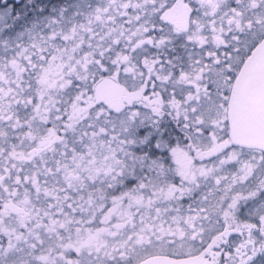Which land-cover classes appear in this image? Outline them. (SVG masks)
<instances>
[{
  "label": "snow or ice",
  "instance_id": "1",
  "mask_svg": "<svg viewBox=\"0 0 264 264\" xmlns=\"http://www.w3.org/2000/svg\"><path fill=\"white\" fill-rule=\"evenodd\" d=\"M8 7L0 10V200L16 199L12 190L31 188L33 176L59 175L58 154L35 150L54 126L57 141L108 142L116 158L108 191L136 185L169 225L168 234L91 254V264H153L137 248L158 245L174 257L164 264H264V135L252 141L240 131L247 116L264 132V0ZM52 57L66 62V75L40 99L35 78ZM101 81L121 87V106L92 103ZM179 148L192 158L190 174L175 170ZM55 238L47 217L39 234L0 230V264H75Z\"/></svg>",
  "mask_w": 264,
  "mask_h": 264
},
{
  "label": "rangeland",
  "instance_id": "2",
  "mask_svg": "<svg viewBox=\"0 0 264 264\" xmlns=\"http://www.w3.org/2000/svg\"><path fill=\"white\" fill-rule=\"evenodd\" d=\"M17 1L16 3H19V0ZM62 2L63 0H43L49 9ZM9 4V0L0 1V10L12 12L13 9L8 7ZM65 64V61L52 57L46 65L41 66L35 78L39 86L40 99L45 95H51L57 89L66 75ZM106 82L101 81L96 85V95L92 103L106 100L105 96L108 94ZM102 86H105L106 90H101ZM43 102L45 105L48 103L47 100ZM35 150L41 153L47 152L48 159L52 158V153L58 154L55 159L58 161L56 171L59 175L51 176L46 182L33 176L31 188H23L22 191L12 190L16 199L0 200V205H3L0 206V230L18 231L20 228H27L32 233L39 234L47 217V226L55 231L56 238L53 243L63 247L66 252H75L76 255L68 257L75 264H91L89 255L122 246L130 238L147 239V234L153 232L168 234L169 225L152 213L153 205L143 201L136 202V199H133L134 202L126 203L124 208H121V212L123 210L129 213L137 212L135 215L137 218L133 220L140 223V229H144L138 231L127 229L113 237L93 233L92 238L88 228H84V224L89 221L91 211L92 180L93 211H104L110 206L106 205L103 197L104 192L114 185L110 177L116 171V158L110 145L103 138H90L83 144L73 145L67 143L64 137L57 141L56 129L53 126L36 137ZM190 158L183 148H179L173 157V162H187ZM80 189H84V192H80ZM146 205L149 208H146ZM69 208L71 211H68ZM140 215L146 217L142 218V222L139 219ZM80 257H83V260Z\"/></svg>",
  "mask_w": 264,
  "mask_h": 264
},
{
  "label": "flooded vegetation",
  "instance_id": "3",
  "mask_svg": "<svg viewBox=\"0 0 264 264\" xmlns=\"http://www.w3.org/2000/svg\"><path fill=\"white\" fill-rule=\"evenodd\" d=\"M9 1L12 4H16V2H18L17 0H9ZM106 83L108 84L107 90L105 86L101 87V90H106V92L108 93L105 96L106 100L104 101V103L109 106V104L112 103V101H114L118 96L121 97V102L123 103L125 97L121 87L117 86L112 82L107 81ZM174 167L175 170L177 171V174H179L181 170L185 174H190L193 169L192 158H190L187 162H174ZM136 187H137L136 185H131L111 192L107 190L106 192H104L103 198H104V202H106V205H110V206L104 211H93V180H92L91 189H90L91 211L89 215V221L84 224L85 225L84 228H88L87 230L89 231V234L90 233L92 234V238H93V233L103 234V236L105 237H113L117 235V233L123 232L124 230L127 229H130L131 231H138L144 229V228L140 229L139 227L140 223H137L133 220L134 218H137L135 217L137 212L129 213L125 210L121 212V208L122 207L124 208L126 203L134 202L133 199H136V202L143 201L144 203L145 202L149 203L150 200H155V197L149 196L147 192L136 191L135 190ZM109 188H115V184L111 185ZM145 207L149 208L147 207V205ZM117 209H119V211ZM152 213L155 214V212ZM142 218L145 219L146 217H142L140 215L139 219H141L140 220L141 222H142ZM151 223L152 222H149V224ZM161 247L162 246L158 245L157 247L151 249L148 253L141 252V250L137 248V252L140 255L145 256L146 259L149 257L158 256L169 260H173L174 257L167 255L166 252H162L160 250ZM159 264H164V262H160Z\"/></svg>",
  "mask_w": 264,
  "mask_h": 264
},
{
  "label": "water",
  "instance_id": "4",
  "mask_svg": "<svg viewBox=\"0 0 264 264\" xmlns=\"http://www.w3.org/2000/svg\"><path fill=\"white\" fill-rule=\"evenodd\" d=\"M121 105H122L121 97L118 96L114 101H112V103L109 104V107L116 108ZM240 131H241V134L246 139L252 140V141H257L262 137V135H264V132L261 131L257 123L253 119L247 116L244 117L241 121ZM147 259L152 260L153 264H159L160 262L171 261L169 259L158 257V256L149 257Z\"/></svg>",
  "mask_w": 264,
  "mask_h": 264
}]
</instances>
